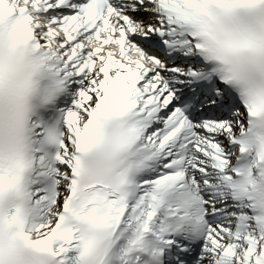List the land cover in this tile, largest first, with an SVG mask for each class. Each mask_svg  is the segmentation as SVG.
I'll list each match as a JSON object with an SVG mask.
<instances>
[{
  "label": "snow or ice",
  "instance_id": "obj_1",
  "mask_svg": "<svg viewBox=\"0 0 264 264\" xmlns=\"http://www.w3.org/2000/svg\"><path fill=\"white\" fill-rule=\"evenodd\" d=\"M0 264H264V0H0Z\"/></svg>",
  "mask_w": 264,
  "mask_h": 264
}]
</instances>
